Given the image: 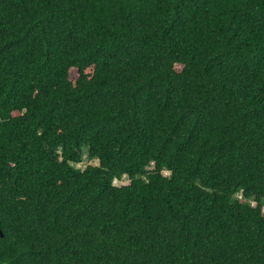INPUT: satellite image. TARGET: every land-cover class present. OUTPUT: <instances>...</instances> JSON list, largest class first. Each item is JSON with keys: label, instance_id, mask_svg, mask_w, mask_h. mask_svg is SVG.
<instances>
[{"label": "trees", "instance_id": "obj_1", "mask_svg": "<svg viewBox=\"0 0 264 264\" xmlns=\"http://www.w3.org/2000/svg\"><path fill=\"white\" fill-rule=\"evenodd\" d=\"M0 227V264H264V0H0Z\"/></svg>", "mask_w": 264, "mask_h": 264}, {"label": "rangeland", "instance_id": "obj_2", "mask_svg": "<svg viewBox=\"0 0 264 264\" xmlns=\"http://www.w3.org/2000/svg\"><path fill=\"white\" fill-rule=\"evenodd\" d=\"M88 164H94L96 165L97 164V161L96 160H90L88 159V149H85L84 150V155H83V163L77 165L78 168H81V169H84ZM165 175H168L169 173L168 172H164ZM129 183V180L127 177H124V179L122 181H118L116 180L114 182L115 185L117 186H124V185H127ZM242 197V195H239V198ZM252 205H256L255 202H251Z\"/></svg>", "mask_w": 264, "mask_h": 264}, {"label": "water", "instance_id": "obj_3", "mask_svg": "<svg viewBox=\"0 0 264 264\" xmlns=\"http://www.w3.org/2000/svg\"><path fill=\"white\" fill-rule=\"evenodd\" d=\"M0 236H1V237L4 236V234H3L2 230H1V227H0Z\"/></svg>", "mask_w": 264, "mask_h": 264}]
</instances>
